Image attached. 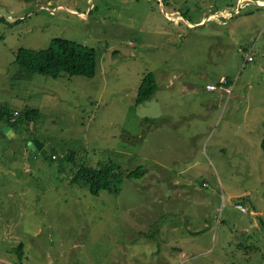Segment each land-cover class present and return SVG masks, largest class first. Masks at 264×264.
I'll return each instance as SVG.
<instances>
[{"label":"rangeland","instance_id":"1","mask_svg":"<svg viewBox=\"0 0 264 264\" xmlns=\"http://www.w3.org/2000/svg\"><path fill=\"white\" fill-rule=\"evenodd\" d=\"M57 38L94 48L96 75L20 72ZM0 105L39 109L23 136L58 156L0 123V264L20 244L23 264H264V1L0 0ZM108 159L146 175L71 184Z\"/></svg>","mask_w":264,"mask_h":264},{"label":"trees","instance_id":"2","mask_svg":"<svg viewBox=\"0 0 264 264\" xmlns=\"http://www.w3.org/2000/svg\"><path fill=\"white\" fill-rule=\"evenodd\" d=\"M15 63L19 65L20 72L25 71L31 75L41 74L49 77L58 78L63 74L70 76L94 77L98 69L97 53L94 48L87 47L75 41L57 38L54 39L50 46L42 50H28L21 48L17 53ZM20 74V73H19ZM156 76L153 72L145 74L141 85L138 88L136 105L139 106L150 101L157 93L159 86L157 85ZM13 111H17L13 113ZM39 109L26 107L21 111L12 110L6 106L0 105V123L11 125L16 132L24 139V144L28 147L31 137L23 136L26 131H30V127L25 125L29 121L40 116ZM14 119V120H11ZM160 119L146 118L144 123L159 124ZM18 136V137H19ZM29 148V147H28ZM74 152L67 153L64 158L68 162H74ZM58 156L53 153L50 160L54 161ZM71 184H78L88 188L91 194L99 195L106 190L114 194H119L122 185L126 179H142L145 175L143 166L124 172L123 169L113 160L100 161L97 167H86L80 165L77 169L72 170ZM19 263L23 264V246L20 244L16 248Z\"/></svg>","mask_w":264,"mask_h":264},{"label":"water","instance_id":"3","mask_svg":"<svg viewBox=\"0 0 264 264\" xmlns=\"http://www.w3.org/2000/svg\"><path fill=\"white\" fill-rule=\"evenodd\" d=\"M1 131L4 137L11 138L16 136L14 129L7 124L2 125ZM28 146L30 147L34 155L37 156L38 159L44 158L45 160L51 161L48 151L45 149L44 144L41 143L39 140L33 139L29 141Z\"/></svg>","mask_w":264,"mask_h":264},{"label":"built area","instance_id":"4","mask_svg":"<svg viewBox=\"0 0 264 264\" xmlns=\"http://www.w3.org/2000/svg\"><path fill=\"white\" fill-rule=\"evenodd\" d=\"M223 16H224V14H222ZM250 61H252V59H253V57L252 56H250L249 58H248ZM215 85H208L207 86V90L209 89V90H215Z\"/></svg>","mask_w":264,"mask_h":264},{"label":"bare ground","instance_id":"5","mask_svg":"<svg viewBox=\"0 0 264 264\" xmlns=\"http://www.w3.org/2000/svg\"><path fill=\"white\" fill-rule=\"evenodd\" d=\"M244 2V1H243ZM158 85V84H157ZM209 85V84H208ZM207 85V86H208ZM213 85V84H212ZM206 87V86H205ZM207 88V87H206ZM218 90V89H217ZM14 120V119H13ZM4 124H7V123H4ZM149 124H150V122H149ZM7 125H9V124H7ZM9 126H11V125H9ZM12 127V126H11ZM13 128V127H12ZM14 129V128H13ZM14 131H15V129H14ZM15 133H16V136L15 137H17V135H18V133L15 131ZM55 158H57L56 156H54V159ZM241 205V204H240Z\"/></svg>","mask_w":264,"mask_h":264},{"label":"crops","instance_id":"6","mask_svg":"<svg viewBox=\"0 0 264 264\" xmlns=\"http://www.w3.org/2000/svg\"><path fill=\"white\" fill-rule=\"evenodd\" d=\"M258 2H262V1H264V0H257ZM182 251H184V250H182Z\"/></svg>","mask_w":264,"mask_h":264},{"label":"clouds","instance_id":"7","mask_svg":"<svg viewBox=\"0 0 264 264\" xmlns=\"http://www.w3.org/2000/svg\"><path fill=\"white\" fill-rule=\"evenodd\" d=\"M223 14V13H222ZM210 19V18H209ZM212 19V18H211Z\"/></svg>","mask_w":264,"mask_h":264}]
</instances>
